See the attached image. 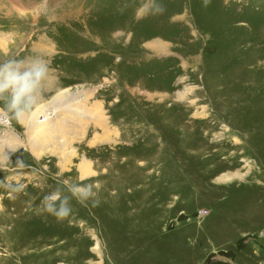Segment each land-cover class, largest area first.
I'll return each mask as SVG.
<instances>
[{
  "label": "rangeland",
  "instance_id": "374dc122",
  "mask_svg": "<svg viewBox=\"0 0 264 264\" xmlns=\"http://www.w3.org/2000/svg\"><path fill=\"white\" fill-rule=\"evenodd\" d=\"M158 2L0 0V63L44 59L35 108L63 126L0 114L22 145L0 181L25 185L0 186V264H264V0ZM65 182L99 203L61 222L43 198Z\"/></svg>",
  "mask_w": 264,
  "mask_h": 264
},
{
  "label": "clouds",
  "instance_id": "9594fccd",
  "mask_svg": "<svg viewBox=\"0 0 264 264\" xmlns=\"http://www.w3.org/2000/svg\"><path fill=\"white\" fill-rule=\"evenodd\" d=\"M211 0H203V7L207 8ZM138 11L145 15L162 16L166 13V5L158 0H141ZM47 62L39 57L33 58H11L0 63V114L7 115L10 120H15L22 126L29 121L34 114L35 106L43 94L44 84L49 76ZM22 145L10 147L15 153ZM10 155L3 153L0 147V170H6L10 163ZM16 166L24 168L23 160L17 159ZM0 186L5 187L15 198L24 192L25 185H15L0 181ZM75 199L80 205L88 206L89 203H99L97 192L93 184H75L65 182L64 187H57L55 191L43 198L44 210L54 216L57 221L68 219L73 213L71 201Z\"/></svg>",
  "mask_w": 264,
  "mask_h": 264
},
{
  "label": "bare ground",
  "instance_id": "6f19581e",
  "mask_svg": "<svg viewBox=\"0 0 264 264\" xmlns=\"http://www.w3.org/2000/svg\"><path fill=\"white\" fill-rule=\"evenodd\" d=\"M151 46H154L155 47V49L156 48H162V47H164V45H162V47H160L161 45H156L155 46V44L153 43V44H151ZM49 78V77H48ZM50 81V80H49ZM46 82H48V81H46ZM51 83V82H50ZM60 90V89H59ZM58 91V90H57ZM60 92H62V90H60ZM40 99H41V97H40ZM39 99V100H40ZM55 99V98H54ZM44 102V101H43ZM42 102V103H43ZM54 102V101H53ZM52 103V102H51ZM44 104V103H43ZM45 105V104H44ZM48 105H49V103H48ZM48 105H45L46 106V108L45 109H50V108H54V106L53 107H50V106H48ZM38 107V106H37ZM40 107V106H39ZM43 111L44 110H42V108H35L34 109V114H33V117L29 120V121H27L25 124L27 125V127H28V135L29 136H36V137H38L39 139H44L45 141H47L48 140V138L50 137V136H52L54 139H58V133H59V130L60 129H63V126H62V122H60L59 120L58 121H56V122H54V123H52V122H50V121H48L49 119H50V117H46V118H42V120H41V118H39L38 117V114L39 113H43ZM46 112H48V111H46ZM51 113H48L47 115L49 116ZM83 114H85V112L83 113ZM52 117V116H51ZM50 123V124H49ZM65 127V126H64ZM57 133V135L55 136L54 134H56ZM54 135V136H53ZM52 138V139H53ZM58 141H56V143H57ZM62 143H63V141H62ZM17 145H19V142L18 141H16V142H14L13 144H12V146L13 147H16ZM0 147H2V151H3V153H6V154H9L10 155V153H12L11 152V148H10V145H9V142L8 141H6V140H1L0 141ZM60 150V149H59ZM29 151L31 152V148H29ZM39 155V154H38ZM80 167H81V170L82 171H86L87 169H88V165H86V163L85 162H82L81 164H80ZM227 177V176H226Z\"/></svg>",
  "mask_w": 264,
  "mask_h": 264
},
{
  "label": "crops",
  "instance_id": "0c3cea01",
  "mask_svg": "<svg viewBox=\"0 0 264 264\" xmlns=\"http://www.w3.org/2000/svg\"><path fill=\"white\" fill-rule=\"evenodd\" d=\"M32 9H33L32 4L27 5L26 10H27L28 16L33 19Z\"/></svg>",
  "mask_w": 264,
  "mask_h": 264
}]
</instances>
